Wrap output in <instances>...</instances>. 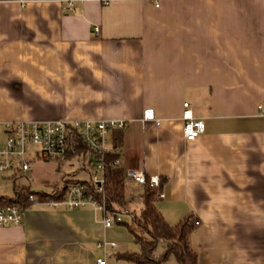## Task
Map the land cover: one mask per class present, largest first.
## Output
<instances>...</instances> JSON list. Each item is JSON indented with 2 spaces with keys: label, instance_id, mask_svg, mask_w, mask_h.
I'll list each match as a JSON object with an SVG mask.
<instances>
[{
  "label": "crops",
  "instance_id": "1",
  "mask_svg": "<svg viewBox=\"0 0 264 264\" xmlns=\"http://www.w3.org/2000/svg\"><path fill=\"white\" fill-rule=\"evenodd\" d=\"M67 1L0 0V124L125 122L110 136L121 169L163 182L155 207L169 225L199 221L197 263L264 264V0ZM185 102L205 126L191 142ZM37 153L7 179L35 193L88 180L86 153ZM128 186L136 211L143 195ZM110 228L92 210L35 203L0 228V264H97Z\"/></svg>",
  "mask_w": 264,
  "mask_h": 264
},
{
  "label": "built area",
  "instance_id": "2",
  "mask_svg": "<svg viewBox=\"0 0 264 264\" xmlns=\"http://www.w3.org/2000/svg\"><path fill=\"white\" fill-rule=\"evenodd\" d=\"M78 0L66 2L65 11L73 10L74 3ZM81 1V0H80ZM107 4V2H104ZM156 6H158L156 4ZM97 31V30H96ZM182 135L185 141L191 142L199 137L205 129L202 120L196 119L190 105L185 102L182 105ZM259 111L264 114L262 108ZM144 120H150L159 126L160 121L154 118L152 110H146ZM126 123L123 121H29L10 122L0 124V178H11L14 181L20 175H26L31 171L29 149L37 148V156L43 160L56 163L65 162L68 158L81 152L89 158V178L87 181L71 182L65 184V194L60 201L48 200L45 203L52 208L65 207L68 210L89 209L100 216V222L104 228L120 225L124 217L131 220L135 218L136 211L124 207L111 205L107 207L104 192V174L107 169H121L118 158L109 160L113 154L110 136L116 130H123ZM127 184H134L144 193V186L149 181L152 188H158V177L146 178L142 172H124ZM164 195L158 193L157 198ZM28 201L35 204L34 195H29ZM25 209L16 206L0 204V228L18 226L21 224ZM192 227L198 226L199 221H191ZM116 247L114 243L102 241L97 249L103 252V259H98L97 264H105L108 251Z\"/></svg>",
  "mask_w": 264,
  "mask_h": 264
},
{
  "label": "trees",
  "instance_id": "3",
  "mask_svg": "<svg viewBox=\"0 0 264 264\" xmlns=\"http://www.w3.org/2000/svg\"><path fill=\"white\" fill-rule=\"evenodd\" d=\"M118 144L113 143V150ZM116 154H111L109 160L115 159ZM162 181L158 188H152L147 183L144 186L143 197L141 198V208L139 218H133L131 226L124 225L132 234L135 243L140 248L139 254H123L117 257L119 260L130 264H165L173 258L175 264H198L197 254L189 246V235L192 230L191 220L185 218L178 224L171 226L159 214L155 207L158 200L157 195L161 191ZM129 191V186L125 180L122 169H107L104 174V192L106 204L109 209L111 205L124 207L125 199ZM12 198L0 197V204L9 206L16 205L27 209L33 203L28 201L29 195H34L36 203H45L48 200L60 201L65 188L55 189L50 193H35L28 188L13 184ZM162 243V252L155 256L158 245Z\"/></svg>",
  "mask_w": 264,
  "mask_h": 264
},
{
  "label": "rangeland",
  "instance_id": "4",
  "mask_svg": "<svg viewBox=\"0 0 264 264\" xmlns=\"http://www.w3.org/2000/svg\"><path fill=\"white\" fill-rule=\"evenodd\" d=\"M74 162V160H73ZM12 180L7 178H0V197H7L12 198L14 196L13 193V185ZM126 208H130V206H126ZM141 207L139 206L136 210L137 218H139V209ZM136 218V217H135ZM125 224L131 226L132 220L128 217H124ZM123 223V224H124ZM105 241L107 243H114L116 245L115 250L108 252L107 257V263H110L112 260L117 261L118 259L114 255H123V254H139L140 248L135 243L134 238L132 234L127 230V228L120 224V225H114L112 228L108 229L107 235L105 238ZM162 246L163 244L160 243L155 251V256H159L162 252ZM117 259V260H116ZM165 264H175V261L173 258H170L167 263Z\"/></svg>",
  "mask_w": 264,
  "mask_h": 264
}]
</instances>
